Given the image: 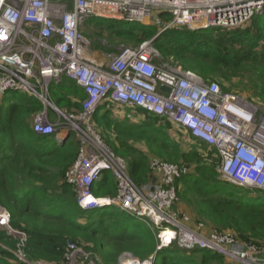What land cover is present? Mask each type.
Returning a JSON list of instances; mask_svg holds the SVG:
<instances>
[{"label":"built area","instance_id":"built-area-1","mask_svg":"<svg viewBox=\"0 0 264 264\" xmlns=\"http://www.w3.org/2000/svg\"><path fill=\"white\" fill-rule=\"evenodd\" d=\"M263 13L264 0H0V100L9 93L37 99L45 106L33 119L37 135L57 141L75 135L78 156L67 182L77 188L82 210L118 206L139 221L149 220L157 230L158 249L171 244L182 251L205 250L243 264H264L257 251L251 248L250 253L229 234L217 230L199 234L170 211L178 202L176 182L189 172L186 165L152 158L150 169L159 172L161 180L140 188L124 159L92 124L102 108L125 106L142 115L153 114L214 148L223 181L264 192V108L222 91L216 82L184 70L177 61L163 59L152 40L120 47L109 61H99L81 30L92 18L149 24L160 33L232 29ZM64 78L81 87L85 98L75 113L66 115L53 108L63 123L50 122L49 88ZM61 125L66 127L58 131ZM106 173L115 179V196L96 198L93 190ZM9 221V213L0 207V227L19 239L15 254L24 260L20 248L25 235L14 231Z\"/></svg>","mask_w":264,"mask_h":264},{"label":"trees","instance_id":"trees-1","mask_svg":"<svg viewBox=\"0 0 264 264\" xmlns=\"http://www.w3.org/2000/svg\"><path fill=\"white\" fill-rule=\"evenodd\" d=\"M87 24L93 28L94 50L100 52L109 53L118 44L138 46L152 40L163 59L177 61L184 70L208 82L216 81L214 73L231 76L238 70L246 76L253 95L247 98L264 106V49L259 50L264 47V14L243 27L198 31L158 33L157 27L99 18ZM49 96L59 109L79 111L85 98L82 88L68 78L51 85ZM112 109L98 111L96 129L116 133L117 146L111 148L124 159L136 185L145 184L152 156L169 163L187 162L192 173L184 179L178 194L180 203L173 210L192 207L196 220L229 234L250 253L253 248L258 256H264V193L220 179L212 160L208 162L213 153L219 162L214 148L209 156L207 145L205 149L182 152L157 126L160 117L145 113L147 121L143 125L126 127L124 121L117 123L108 117ZM41 110L42 104L26 94H7L0 103V207L9 211L11 227L25 235L21 260L14 253L19 239L0 230V264H68L74 250H79L76 255L80 260L88 256L101 264H119L126 253L139 261L148 259L155 253L158 239L144 223L121 211L107 212L109 208L88 213L80 210L77 188L67 182L78 156V140L70 133L64 143L58 144L52 137L36 135L32 122ZM133 135L138 142H145L149 155L134 145ZM104 187L102 191L101 186L96 189V196H115L116 183L107 182ZM238 190L245 195H238ZM132 222L134 227L130 226ZM159 264L224 263L216 253L181 251L172 245L161 251Z\"/></svg>","mask_w":264,"mask_h":264},{"label":"rangeland","instance_id":"rangeland-1","mask_svg":"<svg viewBox=\"0 0 264 264\" xmlns=\"http://www.w3.org/2000/svg\"><path fill=\"white\" fill-rule=\"evenodd\" d=\"M145 26L154 27L153 25H149V24H145ZM82 34L84 36H86L87 40L89 41L90 50L93 52L94 56L97 57V60L103 61V62L109 61L111 55L113 56V55L117 54L119 52V50H120V47H136V46H133V45H126V44H118L117 45L116 44L117 46L115 48H112L114 50H111L109 53L108 52H100V51L94 50V47H93L94 43H95V40L93 38H91V34H93L92 26L86 24L82 28ZM261 49H264V47H261L259 50H261ZM181 71H182V69H181ZM213 78L219 83L218 84L215 81L219 85V87H220V89L222 91H224V90L221 87H223V88L225 87L224 88L225 90L229 89L228 92H231V93H234L236 95H239L240 97H242L245 100H247L249 103H252V104H254L256 106H259L260 108H264V106H262L260 103H257L256 101H252L251 102L249 100V99H251L253 97V95H252V92L249 89V85L247 84L248 80H247L246 76L244 74H242L241 72H239L238 70L237 71H233L231 73V76H222V74L220 72H217V73H214ZM53 108L60 110L62 113L66 114V115L79 111V110H76V109H71V110H69V109H59V108H57V107H55L53 105L50 106V105L47 104L46 114L48 115V120L50 122L57 121L58 119H61L60 123H63L62 117H59L58 113L56 111H54ZM43 109H44V106H43ZM146 116H147V114H145V115L143 114L142 115V114H139V112H137V111H133V109L130 108V107L123 106V107H117L116 109L110 110L108 117L112 121L117 122V123L118 122L120 123V122L124 121L126 127H131L132 125H136V126L143 125L144 122L147 121V117ZM92 124H93L94 129H96L97 125L95 124V122H93ZM157 126H160L162 131H166L168 136H169V138L173 142H175L176 145L179 146L180 150L182 152H184V153L188 152V151L196 150V149L201 150L203 148L204 149L206 148V147H204L206 145H204V144H202V143H200L198 141H194L189 135L184 133V131H182L180 128L175 127L174 125H172L171 123L167 122L166 120L160 119V124H158ZM60 127L61 128L58 131H61V129L66 127V125H61ZM101 132H102L101 135H102L103 140L110 147L117 146V141H116V138H115L116 137V133L115 132H113L111 130H108V131L101 130ZM133 138H132V140L136 141V142H134V145L137 146L139 149H141L144 153L149 155L148 152H147V149H146L145 142L144 141L138 142V140L135 138L134 135H133ZM74 139L77 140L76 137H74ZM206 150L208 151V152L207 151L206 152H207V154L209 156L210 151H212L213 149H212V147H209V148L207 147ZM206 152H204L203 155L206 154ZM152 157H154V156H152ZM152 157H150V158H152ZM215 158H216V156L213 153L212 156L208 159V162L211 159L212 160V165H214V169L216 170V167L218 165V161L216 162ZM211 160H210V162H211ZM180 161L184 162V160H180ZM183 165H186L188 167V169L190 170V165L187 162H185V164H183ZM216 173H217V171H216ZM150 178L153 179L154 182H157V181L161 180V174L159 172H157L156 170H153L151 168V170H150ZM183 185H184V182L180 181L179 185H178L179 186V190H177L179 193H180ZM236 193L238 195H245V193L242 190H238ZM93 195L96 196L97 194H95V192H93ZM178 198H179V196H178ZM172 208H173V206L171 207L170 211L172 213L177 214L180 217L178 219L181 220L183 222V224L187 228H188V226L193 228V229L189 228L190 230L195 231V232H197L199 234H202V235H206L210 231H215L214 229L209 227V225H207L205 222L200 221V220H196L192 207H188V208H183L182 207L183 211H181V212L174 211V210H172ZM145 221L148 222L146 224L147 226L155 227L149 220H145ZM130 225H131V227H134L135 223L132 222V223H130ZM0 230H1V228H0ZM17 252L18 251L16 250L14 253H17ZM159 258H160V256L157 257L156 264H159ZM222 258H225V257H222ZM227 259L230 262H233V263H230L229 261L224 259L225 262L224 261L223 262L225 264H243L242 262H239L237 260H233V259H229V258H227ZM133 261H137V260L131 254L126 253V254H123L120 257L118 263L119 264H131ZM68 264H101V262L100 261H94L91 258H89L88 256H84L82 258V260H80L77 257V255H75V256L73 255V257H71V255H70L69 259H68Z\"/></svg>","mask_w":264,"mask_h":264},{"label":"clouds","instance_id":"clouds-1","mask_svg":"<svg viewBox=\"0 0 264 264\" xmlns=\"http://www.w3.org/2000/svg\"><path fill=\"white\" fill-rule=\"evenodd\" d=\"M264 14V13H263ZM263 14H261V15H263ZM257 16H259V15H257ZM256 17V16H255ZM100 19V18H99ZM104 20H107V19H104ZM87 24V23H86ZM86 24H84V26L86 25ZM143 25V24H142ZM83 26V27H84ZM82 27V28H83ZM155 27V26H154ZM82 28H81V30H82ZM207 29H209V28H207ZM189 30V29H188ZM201 30H206V29H201ZM192 31H198V30H192ZM158 33H160V32H158ZM52 85H54V84H52ZM10 94V93H9ZM6 96V95H5ZM3 99V98H2ZM1 99V100H2ZM1 100H0V102H1ZM48 101H49V103L51 104V105H53V106H55L54 105V103L50 100V96L48 95ZM40 102V101H39ZM41 104H42V109H43V106H44V103H42V102H40ZM56 107V106H55ZM58 108V107H57ZM45 110V106H44V109L43 110H41V111H39L38 113H40V112H42V111H44ZM58 110V109H57ZM38 113H36V114H38ZM32 130H33V122H32ZM33 132H34V130H33ZM35 133V132H34ZM36 134V133H35ZM37 135V134H36ZM74 135V134H73ZM38 136H42V135H38ZM69 136V134L67 135V136H63L62 137V140H60V141H57L55 138H54V136H46V137H52V138H54L55 139V141L58 143V144H62V143H64V139L65 138H67ZM66 141V140H65ZM217 168V167H216ZM218 172V171H217ZM192 173V170L190 169L189 170V172H188V174L186 175V176H184V177H182V178H180L179 180H177V182H176V186L178 187V190H179V182L180 181H183L184 182V179L185 178H187V177H189L190 176V174ZM219 173V172H218ZM220 174V173H219ZM221 179V178H220ZM102 180V179H101ZM95 190V189H94ZM94 190H93V192H94ZM260 192H262V191H260ZM116 193V192H115ZM262 193H264V192H262ZM177 194H179V192L177 191ZM94 197H96L95 195H93ZM106 197H108V196H106ZM96 198H104V197H96ZM178 203H180V201H179V198H178V202H177V205H178ZM179 205H182V204H179ZM78 207H79V205H78ZM110 207H113V206H109V207H103V208H99V209H96V210H90V211H84V210H82L80 207V210H82V211H84V212H93V211H97V210H100V209H104V208H110ZM118 207V206H117ZM175 207V204H174V206H173V208ZM2 208V207H1ZM119 208V207H118ZM173 208H172V210H173ZM3 210H6L5 208H2ZM119 210L121 211V209L119 208ZM7 211V210H6ZM177 211H179V212H181V211H183L182 209H180V208H178V210ZM8 213H9V211H7ZM122 212V211H121ZM124 213V212H123ZM9 215H10V213H9ZM133 218V217H132ZM10 220H11V216H10ZM138 220V219H137ZM142 222H144V221H142ZM147 222V221H146ZM146 222H144L145 224H147ZM9 224H10V221H9ZM162 226H164L165 228H170V227H168L167 225H162ZM10 227H11V225H10ZM1 228V231H4L6 234H7V232L5 231V230H3V228L2 227H0ZM12 228V227H11ZM147 228H149V229H151V230H153V231H155L156 232V235H157V230H156V228L155 227H149V226H147ZM13 229V228H12ZM14 231H18V230H15V229H13ZM7 235H9V234H7ZM11 236V235H10ZM12 237V236H11ZM158 246V245H157ZM170 246H172L171 244L169 245V246H166V247H162V248H160V249H158V248H156V251H155V253H153L148 259H146V260H144V261H139L138 259H136L137 261H139V262H145V261H148L149 259H151L152 258V260L154 261V264H156V262H157V257L158 256H160V253H161V251L162 250H164V249H167L168 247H170ZM182 251V250H181ZM77 252H79V250H74L73 252H72V254H71V257H73V255L75 256L76 255V253ZM211 253H214V252H211ZM216 254H218V253H216ZM218 255H220V254H218ZM221 256V255H220ZM223 257V256H222ZM258 258H260V260H263L264 259V256H262V257H260V256H258ZM223 259H227V258H223Z\"/></svg>","mask_w":264,"mask_h":264},{"label":"crops","instance_id":"crops-1","mask_svg":"<svg viewBox=\"0 0 264 264\" xmlns=\"http://www.w3.org/2000/svg\"><path fill=\"white\" fill-rule=\"evenodd\" d=\"M152 158H156V157H152ZM152 158H149V162H150V160L152 159ZM149 165H150V163H149ZM115 183V179L112 177V175L111 174H109V173H106V175H104L103 176V178H102V180H100L98 183H97V185H96V187H95V190H94V192L96 191V189L98 188V187H102V189H101V191L105 188L104 187V185L106 184V183ZM156 183H159V181H157V182H154V180L153 179H151L150 178V169H149V166H148V173H147V179H146V182H145V184H143V185H137L138 187H140V188H143V187H145V186H148V185H154V184H156ZM96 197H99V196H96ZM100 197H102V196H100ZM104 210H106V209H104ZM108 211H113V212H118V213H120V210H119V208L117 207V206H113V207H110L108 210H107V212ZM85 213H88V212H85ZM141 223H144V222H142V221H140ZM145 224V223H144ZM131 226V225H130ZM145 226L147 227V225L145 224ZM188 228H190V229H193V228H191V227H189L188 226ZM120 259V258H119ZM225 260H227V261H229L228 259H225ZM119 261V260H118ZM222 261H224V259L222 258ZM225 262V261H224ZM223 262V263H224ZM230 262V261H229ZM230 263H233V262H230ZM225 264V263H224Z\"/></svg>","mask_w":264,"mask_h":264},{"label":"water","instance_id":"water-1","mask_svg":"<svg viewBox=\"0 0 264 264\" xmlns=\"http://www.w3.org/2000/svg\"><path fill=\"white\" fill-rule=\"evenodd\" d=\"M160 90H162V91H169V89L166 88V87H164V86H160ZM66 139L67 138H65L63 141L65 142Z\"/></svg>","mask_w":264,"mask_h":264}]
</instances>
